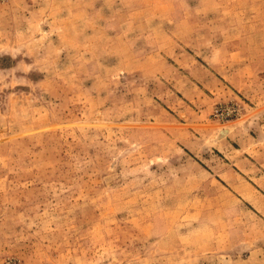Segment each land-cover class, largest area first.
<instances>
[{"label":"rangeland","instance_id":"1","mask_svg":"<svg viewBox=\"0 0 264 264\" xmlns=\"http://www.w3.org/2000/svg\"><path fill=\"white\" fill-rule=\"evenodd\" d=\"M0 264H264V0H0Z\"/></svg>","mask_w":264,"mask_h":264}]
</instances>
